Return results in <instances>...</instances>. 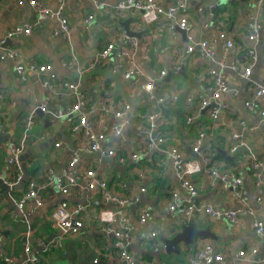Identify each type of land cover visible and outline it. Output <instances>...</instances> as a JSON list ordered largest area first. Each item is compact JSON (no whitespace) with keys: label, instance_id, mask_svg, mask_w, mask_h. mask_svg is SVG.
<instances>
[{"label":"crops","instance_id":"obj_1","mask_svg":"<svg viewBox=\"0 0 264 264\" xmlns=\"http://www.w3.org/2000/svg\"><path fill=\"white\" fill-rule=\"evenodd\" d=\"M30 1L32 0H0V39L14 27L31 25L30 33H21L9 38L10 41L3 47L17 49L22 60L33 58L39 64H50L55 76H43L42 79L48 80L50 86L44 84L35 73H28L26 79L22 80L15 72L18 60L7 58L0 48V132L9 136L8 141L0 140V178H12L13 174L5 160L10 154L9 143L22 139L24 120L39 104L47 102L53 109H65L81 98L83 109L79 114H85L88 126L96 134L107 133L100 145L110 146L114 144L110 137V128L115 120L113 112L117 106L127 102L131 110L127 114L128 122L124 125L117 144L118 152L123 155L125 161L119 163L112 158L113 165L105 163L104 156L98 151H78L80 135L71 129L64 118H51L44 113L40 116L36 111L35 121L24 140V152H32L25 161L24 174L26 169L27 179L34 180L41 186L50 169L56 172L61 170L68 163L72 153L77 152V168L83 171L95 167L103 173L110 187L125 194L136 193L141 186L146 188L144 193H140V203L146 204L150 210L151 227L159 230L161 240L163 237L170 238L181 230L176 216L167 212L166 202L171 190L182 191V187L174 169L169 164H161V161L168 160L166 150L177 146L185 159L200 158L208 153L221 171L231 172L241 178V188L246 192L247 203L257 216L264 218V124L259 121L258 115V109L264 105V95L256 100L252 108L245 104L253 96L264 71V0L262 4H258L257 0H227L214 10L211 7L219 0H188V20L193 24L189 35L195 40L214 38L216 62L201 58L197 51L186 54L185 46L189 43L187 34L176 29V34L172 36L167 29V18L160 17L146 24L137 11L115 12L110 9H96L92 4L93 0L66 2L63 14L70 27V49L60 32L53 33L59 30V22L55 17L47 18L39 25L33 24L36 13L30 6ZM34 1L52 9L58 4L57 0ZM175 1L163 0L161 4L168 5ZM256 10L260 11L262 27L257 40L251 41L248 39L247 25L251 20V13ZM90 13H94L95 17L85 27L84 19ZM127 19L130 20V30L139 32L140 36L130 37L136 41L135 46L131 47L132 56L130 59L123 57L122 64L115 69L118 52L129 45L122 23ZM90 25H93L95 34L90 31ZM219 30H224L233 40V49L226 50L217 39ZM107 44H112L107 61H96L99 52ZM249 49L254 50L256 60L250 75L243 78L229 68V65L245 66L250 60L247 54ZM71 52L75 54L77 61L65 65L64 63L71 59ZM111 55L114 59L112 72L121 71L122 79L129 82L125 87L124 96H113V80L103 74L91 76L87 90L79 92L80 81L74 80L72 73L77 71L81 74L94 68L97 63H108ZM91 63H95L94 66H90ZM176 64L181 66L179 70L173 67ZM212 68L221 69L230 80V92L225 96L227 107L215 121H212L206 112L199 110L197 102L199 98L210 93L208 86L212 81L209 71ZM128 70H133L134 73L125 77L124 74ZM161 70L166 73L159 81L156 92H152L154 97L146 98L147 94L142 91L141 85L147 81H152L154 85L152 78H159ZM65 83H75L77 88L70 89ZM174 92L176 97L172 99ZM188 96H192L191 102L186 100ZM157 97H162L164 102L155 101L151 106L141 104V107L133 102L137 99L144 103ZM100 99L109 104L108 113L99 110ZM149 111L160 113V131L166 142L161 145V149L149 146L140 158L134 161L131 154L147 140V122L142 116ZM187 118H191L190 123ZM60 119L64 120V126L56 130L52 124ZM241 120L245 123L240 124ZM65 131L72 136V148L62 140ZM199 131H204L205 137L202 140L201 152L196 155L190 148ZM235 134L239 136L235 138ZM237 141L243 145L232 151ZM55 143H59V146H55ZM227 155L231 156V160H228ZM253 161L258 164L256 167L253 166ZM122 165L125 166L123 171L115 169ZM27 179L16 185L17 187L8 194L0 186V253L9 257L11 263L23 262L26 257L24 246L29 243L31 254L38 256V262L30 264H77L83 261L94 262V259H97L94 264H125L117 258L113 250L114 237L100 232L97 224L89 218L84 228L73 236L61 235L50 227L49 215L63 197L53 184L40 191L43 205L31 210L30 215L23 219L10 195L20 197L26 190ZM192 181L200 190L197 197L199 202L210 203L222 209L238 207L239 201L230 189L222 188L220 182L211 184L208 164H201V170L192 175ZM120 182L125 183L124 188L119 186ZM72 196L81 201L88 199L89 203H92L93 212L107 207L100 201L98 194L87 193L83 183ZM127 215L130 221H135L137 205L128 207ZM192 219L199 229L208 226L215 238L195 237L192 244L180 243L176 246L178 253H153L148 245L140 244L141 240L138 238H145V233L148 232V229L142 226L135 234L138 237L130 248L138 259V264H186L187 254L207 242H211L215 249L226 257L251 247L257 248L258 257H264V240L253 231L250 217L242 218L241 225H233L226 220L207 215H194L190 220ZM30 222L33 224L32 229L29 228ZM61 237H66L65 243L57 241ZM48 239L50 240L45 244ZM50 244L54 247H50ZM0 264H5L1 258Z\"/></svg>","mask_w":264,"mask_h":264},{"label":"built area","instance_id":"obj_2","mask_svg":"<svg viewBox=\"0 0 264 264\" xmlns=\"http://www.w3.org/2000/svg\"><path fill=\"white\" fill-rule=\"evenodd\" d=\"M162 1L163 0H115L109 2L107 0H93L92 4L96 9L103 7L115 12L130 10L137 11L140 14L141 20L146 24L152 23L160 17L167 18V29L172 36L176 34V29L184 30L185 34H187L189 43L185 46L186 54H192L197 51L201 58L216 62L214 51V42H216V40L214 38L195 40L189 35L193 24L188 20V0H176L168 5H162ZM57 2L58 4L56 8L52 9L38 4L34 0L30 1V6L36 13V20L33 24L39 25L47 18L55 17L59 22V30L54 31L53 33L56 34L57 32H60L64 37V40L68 43V47L71 49V44L69 43L70 27L63 14L67 0H57ZM262 2L263 0H257L258 4H262ZM199 10H201L200 7ZM259 14V10L252 12L250 16L251 20L247 25L249 31L248 39L251 41L257 40L262 27ZM94 17V13L87 15L84 19V26L87 27ZM31 29V25L12 28L5 34L4 38L0 39V48L3 50L4 56L13 60H18V63L15 65V72L22 80L26 79L28 73H35L44 84L50 86L51 84L48 80L42 79L46 74L50 78L55 76L50 64H39L35 62L33 58L22 60L21 54L17 49L3 47L6 39L21 33L28 34L31 32ZM127 37L129 45L118 52L117 58L115 59V69L122 64L123 57H128L130 59L132 56L131 47L135 46L136 41L130 38V36ZM217 39L222 42L226 50L233 49L234 42L227 36L224 30L218 31ZM111 50L112 44L104 46L99 52L96 61H107ZM247 54L250 60H248L245 66L239 67L235 64L229 65V68L233 69L243 78H247L250 75L252 66L256 60V54L253 49H249ZM76 61L77 57L71 52L70 61L64 64L68 65L69 63H76ZM94 64L95 63H91L90 66H94ZM173 67L175 70L181 68V66L177 64ZM220 70L221 69H210L209 74L212 81L208 86L210 93L208 96L201 97L197 100L199 110L206 112L212 121L218 119L221 111L227 107L225 96L230 92V80ZM133 73V70H128L124 76L129 77ZM165 73V70L160 71V80L163 79ZM65 85L73 90L77 88V84L75 83H65ZM152 87V81H147L141 85L142 91L147 94L149 98L154 97ZM263 95L264 71L262 79L256 86L253 96L245 103L246 106L249 108L254 107L256 100ZM171 97L172 99H175V92ZM186 100L191 102L192 96H188ZM156 101L159 103L164 102L162 97H157ZM98 108L102 113L109 112V104L106 100L100 99L98 101ZM37 109L51 118H64L66 123L70 125L71 129L79 133L81 142L78 151L83 149L88 151H98L100 155L111 157L116 162L123 163L125 161L123 155L118 152L117 144L121 139L123 127L128 122L127 114L131 110L129 103L123 102L120 106H117L113 112L115 120L110 128V137L113 139L114 144L110 146H102L100 145V141L106 138L107 133L96 134L90 129L85 114H79L83 109V100L81 98L65 109H53L49 107L47 102H43L36 106V108L25 118L22 139L16 143H9L10 154L5 160L7 166L11 169L13 176L9 180H3L10 188L23 182L24 168L20 157L24 153V140L26 133L35 121ZM137 115L139 116V114ZM258 115L259 121L264 124V105L258 109ZM142 118H145L147 122V140L145 144L137 149L136 152L131 154V158L134 161L138 160L149 146H155L156 148L161 149V145L166 142L164 135L160 131L162 121L160 113L149 111L143 115ZM187 122L190 123L191 118H187ZM244 123L243 120L240 121V124ZM238 136L239 135L236 134L234 135L235 138ZM204 137L205 132L199 131L194 142L191 144L190 149L196 155L201 152V145ZM241 145H243V143L237 141L234 143L231 150L235 151ZM55 146H59V143H55ZM166 153L168 154V160L161 161V164H169L174 169L178 182L182 187V191L176 189L170 191L169 198L166 202V209L170 215L176 216L180 226L186 224L194 215H207L213 218H220L233 225H241L242 218L250 217L252 220L251 226L253 231L264 240V218L257 216L254 209H252L247 203L246 192L241 188V178L234 176L231 172L221 171L217 166V163L212 162L208 153L200 158L185 159L183 153L177 146H171L170 149L166 150ZM78 161V153L73 152L68 163L61 170L57 172L51 169L49 170L48 176L41 186H38L34 180L27 179L26 190L20 197H14L11 194L10 198L12 202L16 204L20 216L23 219H26L30 215L31 210L41 207L44 203L43 197L40 194L41 189L47 188L53 184L63 197L53 207L48 222L50 227L53 230L58 231L61 235H77L84 228L86 220L89 218L97 224L100 232L111 234L114 237L112 246L120 261L125 264H138V259L130 248L132 243L138 237V235L136 236L135 234H137L139 229L144 226L148 229V232L145 233V238H138L139 241L141 240L140 244L148 245L153 253L164 251L165 244L162 239L159 240L161 235L159 230L151 227V212L146 204L140 203V193H144L146 188L141 186L138 192L125 194L114 187H110L106 181V177L95 167H89L83 171L79 170L77 168ZM202 163L209 165L211 184L220 182L222 188L230 189L232 191V195L239 201L237 208L222 209L210 203H202L197 200L200 190L192 181V175L201 170ZM257 165L258 164L253 161V166L256 167ZM82 183L87 193L98 194L100 196V201L106 204L107 207H102L93 212L91 208L92 203H89L88 199L86 201H81L74 198L72 194L80 189ZM119 186L124 188L125 183L120 182ZM11 190L13 189H10L7 194ZM70 196L72 198H70ZM132 205H137V218L135 221H130L127 215V209ZM24 252L26 257L20 264L38 262V256L36 254H31L29 243L25 244ZM0 258L5 264H13L9 257L4 256L1 253ZM93 261L96 262L97 259H94ZM243 262L264 264V257H258L256 247H251L248 250H239L230 257H226L224 253L217 251L211 242L197 246L186 256V264H239Z\"/></svg>","mask_w":264,"mask_h":264},{"label":"water","instance_id":"obj_3","mask_svg":"<svg viewBox=\"0 0 264 264\" xmlns=\"http://www.w3.org/2000/svg\"><path fill=\"white\" fill-rule=\"evenodd\" d=\"M226 2H227V0H219V2L214 4L211 7V9L214 10L216 7H218L219 5L226 3ZM263 8H264V3H263ZM122 23H123V27L126 31L127 36H130V37L131 36H136V37L140 36L139 32H133L132 30H130V28H129L130 20L127 19ZM179 31H181L182 33H185L184 30H179ZM9 41H10L9 39H6L3 46H6V44ZM182 71H183V69L181 70V72ZM36 111L38 112V114L40 116H43V113L39 109H37ZM8 139H9L8 134H3L2 132H0V140L8 141ZM31 153H32L31 150H29L28 152H24L21 155L20 160H21L23 168H25V161L30 156ZM223 154L225 155V152H223ZM226 157L228 158V160H231V156L227 155ZM124 167H125L124 165L117 166L115 169L123 171ZM27 177H28V172L25 169V174H24L23 180H26ZM0 186L4 189L5 192L6 191L8 192L10 189H14L17 187V186H13L10 188L6 183H4V180L2 178H0ZM70 198H72V197L70 196ZM93 204H95V203H93ZM28 220H30V219H28ZM29 228L30 229L33 228L32 222H30ZM195 237H212V238H215V235L210 231V228L208 226L205 227L204 229H199L196 226V223L194 222V220L192 219V220H190V222L188 224H183L181 226V230L179 232H177L175 235H173L172 237H170V238L163 237L162 238V241L165 244L164 251H166L167 253H171L172 251L178 253L179 250L176 247L178 244H180V243H184L186 245L192 244ZM49 240L50 239L46 240L45 244ZM71 264H74V263H71ZM77 264H94V262L83 261V262L77 263Z\"/></svg>","mask_w":264,"mask_h":264},{"label":"rangeland","instance_id":"obj_4","mask_svg":"<svg viewBox=\"0 0 264 264\" xmlns=\"http://www.w3.org/2000/svg\"><path fill=\"white\" fill-rule=\"evenodd\" d=\"M99 9H105V8L101 7ZM105 10H107V9H105ZM90 31H92V32L94 31L93 25H90ZM93 34H95V32H93ZM113 65H114V59H113V56L111 55L110 60H109L108 63H97L94 68H92L90 70H85L81 74H79L77 71H74L72 73L73 79L80 81V85L78 87V91L82 92V91L87 90L88 81H89V78L91 76H93L94 74H103V75H106V76L110 77L113 80V83H112V86H111V88H112V92L111 93L113 94V96H120V95L124 96L125 87L128 85L129 82L127 80H123L122 79L121 71L112 72ZM152 79H154V85H153V88H152V92L155 93L157 85L159 84L160 79L159 78H154V77ZM65 89H64V91H66ZM145 96H146V98H148L147 95H145ZM155 101H156L155 98H154V100H148V101H146L144 103L140 102V100H137V99L133 100L134 104H136V105H138L140 107H141V104H144L145 106L146 105L151 106L152 104L155 103ZM62 126H64V120L63 119H60L57 122H53V124H52V127L54 129H56V130H59ZM62 140L65 143H67L71 148L73 147V139H72V136H71L70 133L65 131L64 134H63ZM103 161L105 163H107V164H112V165L114 164V160L112 158H110V157H103ZM43 228L46 229V227H43ZM57 241L58 242L62 241L63 243H65L66 237H61ZM50 247H54V245L50 244Z\"/></svg>","mask_w":264,"mask_h":264},{"label":"trees","instance_id":"obj_5","mask_svg":"<svg viewBox=\"0 0 264 264\" xmlns=\"http://www.w3.org/2000/svg\"><path fill=\"white\" fill-rule=\"evenodd\" d=\"M148 259H151V257L150 256H146Z\"/></svg>","mask_w":264,"mask_h":264}]
</instances>
